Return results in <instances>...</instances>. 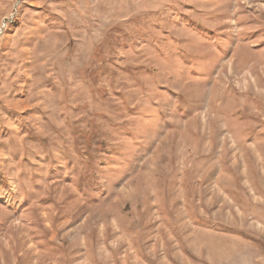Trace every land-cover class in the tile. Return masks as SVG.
Returning <instances> with one entry per match:
<instances>
[{
  "label": "rangeland",
  "instance_id": "374dc122",
  "mask_svg": "<svg viewBox=\"0 0 264 264\" xmlns=\"http://www.w3.org/2000/svg\"><path fill=\"white\" fill-rule=\"evenodd\" d=\"M0 264H264V0H0Z\"/></svg>",
  "mask_w": 264,
  "mask_h": 264
}]
</instances>
